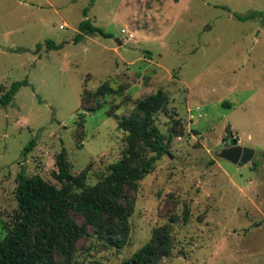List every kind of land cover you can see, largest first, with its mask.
Masks as SVG:
<instances>
[{"label":"rangeland","instance_id":"rangeland-1","mask_svg":"<svg viewBox=\"0 0 264 264\" xmlns=\"http://www.w3.org/2000/svg\"><path fill=\"white\" fill-rule=\"evenodd\" d=\"M253 12L264 0H0V97L29 83L0 107V220L17 209L21 168L59 186L62 149L96 183L127 148L118 121L163 90L155 125L169 148L129 194L128 242L118 250L88 230L70 264H120L166 224L174 248L158 264H264V17H234ZM103 84L111 92L95 99ZM228 125L254 150L247 165L218 157Z\"/></svg>","mask_w":264,"mask_h":264},{"label":"trees","instance_id":"trees-1","mask_svg":"<svg viewBox=\"0 0 264 264\" xmlns=\"http://www.w3.org/2000/svg\"><path fill=\"white\" fill-rule=\"evenodd\" d=\"M234 17L244 22L264 15L253 12ZM89 30L110 38L97 27L90 26ZM80 38L78 36L74 42ZM44 44L49 50L63 47L50 40H45ZM40 48L41 44H37L36 50ZM28 85L26 79L13 82L0 97V107L8 106L19 89ZM109 92L111 89L103 84L92 96L101 99ZM167 103V93L158 90L140 100L127 117L118 121L117 128L126 133L127 148L94 184L88 181L89 166L72 173L64 149L55 160L54 178L58 187L39 175L28 177L21 168L16 176L17 209L8 223L0 220L5 232L0 241V264H57V258L63 264H70L77 243L88 235V230L111 247L123 248L129 239V218L135 205L129 194L137 191L138 182L151 173L154 163L168 152L169 142L155 125L156 115ZM225 131L224 138H230L229 125ZM33 146L34 140H31L24 147L23 155ZM188 216L184 213L183 222H187ZM79 218L82 225L77 222ZM173 248L171 225L166 224L155 229L150 240L120 264H158L171 255Z\"/></svg>","mask_w":264,"mask_h":264},{"label":"water","instance_id":"water-1","mask_svg":"<svg viewBox=\"0 0 264 264\" xmlns=\"http://www.w3.org/2000/svg\"><path fill=\"white\" fill-rule=\"evenodd\" d=\"M118 45L121 44L120 40L116 39ZM254 156V150L242 147L238 144L232 134H230L229 147L222 149L218 157L229 161L237 166H244L251 162Z\"/></svg>","mask_w":264,"mask_h":264},{"label":"flooded vegetation","instance_id":"flooded-vegetation-1","mask_svg":"<svg viewBox=\"0 0 264 264\" xmlns=\"http://www.w3.org/2000/svg\"><path fill=\"white\" fill-rule=\"evenodd\" d=\"M230 139V138H229Z\"/></svg>","mask_w":264,"mask_h":264}]
</instances>
